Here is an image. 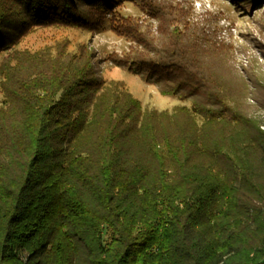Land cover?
Segmentation results:
<instances>
[{
    "label": "trees",
    "instance_id": "obj_1",
    "mask_svg": "<svg viewBox=\"0 0 264 264\" xmlns=\"http://www.w3.org/2000/svg\"><path fill=\"white\" fill-rule=\"evenodd\" d=\"M106 21L132 43L109 62L190 106L142 107L86 44L17 48ZM229 49L162 0H0V264H264V120Z\"/></svg>",
    "mask_w": 264,
    "mask_h": 264
},
{
    "label": "rangeland",
    "instance_id": "obj_2",
    "mask_svg": "<svg viewBox=\"0 0 264 264\" xmlns=\"http://www.w3.org/2000/svg\"><path fill=\"white\" fill-rule=\"evenodd\" d=\"M162 1L172 8L181 7L187 10L191 21L210 26L216 31V37L230 46L228 53L233 57L232 68L237 75L247 78V87L243 89L245 94L241 103L247 106L248 114L251 113L264 120V0ZM116 10L123 18L128 17L141 24L143 31L148 25L154 29L157 24L156 20L147 18L139 2H122ZM63 40L67 41V49L70 51H76L81 44L88 45L99 62L102 77L106 81H121L128 92L140 101L142 107L170 111L176 106H190L189 100L180 101L174 96L162 95L154 85L141 81L139 77L109 62V55L122 56L129 51L132 43L124 36L113 32L108 21L91 30L55 26L38 27L24 36L17 48L35 51L54 46ZM3 56L4 54L1 53L0 59ZM234 70L228 78L230 95L239 92V85L233 78ZM248 76L256 78L251 80Z\"/></svg>",
    "mask_w": 264,
    "mask_h": 264
}]
</instances>
